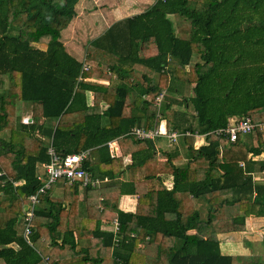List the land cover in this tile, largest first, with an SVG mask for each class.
I'll return each mask as SVG.
<instances>
[{
  "label": "trees",
  "instance_id": "16d2710c",
  "mask_svg": "<svg viewBox=\"0 0 264 264\" xmlns=\"http://www.w3.org/2000/svg\"><path fill=\"white\" fill-rule=\"evenodd\" d=\"M80 1L0 0V132L10 130L0 139V264H264L221 250V235L264 220V159H254L264 131L235 142L216 135L232 118L264 122V0H158L87 44L82 62L61 39ZM135 66L149 71L145 84L133 79ZM95 71L120 83L89 81ZM163 91L183 106L167 95L159 108ZM17 101L32 104L31 124L20 125ZM42 119L54 124L38 126ZM141 127L192 135L162 148L131 134ZM38 130L61 156L90 152L84 168L101 184L81 197L80 183L58 181L38 195L29 243L25 210L49 162ZM128 195L134 212L120 208Z\"/></svg>",
  "mask_w": 264,
  "mask_h": 264
},
{
  "label": "crops",
  "instance_id": "0c3cea01",
  "mask_svg": "<svg viewBox=\"0 0 264 264\" xmlns=\"http://www.w3.org/2000/svg\"><path fill=\"white\" fill-rule=\"evenodd\" d=\"M157 1L158 0H81L76 7V10H77V16L75 18L76 20L74 19L71 22V24L69 25V27L62 32V38L61 39L65 45L66 50L72 56H74L76 59H78L79 61H81V62L84 61V59L86 58V48L85 47L87 44H89L91 41L107 34L108 30H110L111 27L113 25H115L116 23L123 21L127 18L136 16L138 14H141V13L145 12L146 10L150 9L152 6H154L156 4ZM96 17H98V19L100 21V25H98V27L95 24ZM170 19L174 20V17L170 16ZM80 20L83 22V27L80 31L79 30L77 31ZM87 36H88V38H87ZM85 37L87 38L86 42L85 41L81 42V39L85 38ZM134 69L136 71L135 74L137 75V77H135L133 79H137V81H140L142 84H145L147 82V74L149 71L146 70L143 66H135ZM187 69H189V68H187ZM102 78L103 77L101 76V74L100 73L97 74L95 71L94 78H90L88 80L91 82H94V83H105V84H109V85L110 84L111 85H118L120 82V80L116 76H113L112 80H110V81H107V79H104V78L102 80ZM135 93H137V92L135 91ZM163 94H164V101H165V98L169 94L166 93L165 91H163ZM169 96L173 97V95H169ZM176 96H178V98L181 99L180 95H176ZM184 96L190 98V97H193V94H189V96H188L186 93H184ZM88 100H89L90 104H93L94 103V95L89 93L88 94ZM22 103L25 104L26 102H22ZM148 103H149V100L147 98H145V102H144L143 107L145 108ZM30 106H32L31 103H30ZM186 107H187V105H186ZM185 111H187V112L189 111L190 113L195 114L193 109H192V106H190V104H189V108L185 109ZM31 117H32V110L30 109L27 111L23 120L31 121ZM44 120L45 119H42L41 123L44 122ZM233 120H235V119L234 118L230 119V121H233ZM50 122H52V121H50ZM197 140H198L196 142L197 147H199L205 143V137L204 136H199L197 138ZM48 145H47V147H48ZM162 148H165V147H162ZM254 159H264V154H262L261 156H256ZM187 161H188L187 159H182L181 161L176 162V164L177 165L186 164ZM125 162L128 163V159H125ZM256 179L264 181V173L263 174H257ZM63 184L56 187V191L54 192L53 197L61 198L63 196L64 190H65V188H64L65 184L64 185ZM80 191H81L80 195L82 197L83 188L81 186H80ZM130 198H132V199H130ZM136 203H137V197L136 196H129V195L123 196L121 198V201H120V208L126 212H134L136 210ZM261 220L262 219L256 220V219L250 218L248 220V224L250 226L251 232L250 233H248V232L247 233H245V232L238 233L240 235H243V237H240V238L238 237V238L234 239V242L239 244L238 239L252 235L251 238H249V241L252 242V246L245 244L246 247L240 249L242 252H237L238 250L230 249V247H226V245H225L226 241L223 240V238L221 237V239H222V242H221L222 253L225 255H248V254H252L251 249L253 247V243L255 244L257 242V244H259V242L256 239H254L255 237H257V235H255V234L258 233L260 230H264V220H262V221ZM111 227L112 226H110L106 223L102 224V229L105 231L111 229ZM245 240L246 239H244V241ZM261 245L263 246V249H264V245L263 244H261ZM231 251H234V252H231ZM255 255H257V254H255Z\"/></svg>",
  "mask_w": 264,
  "mask_h": 264
},
{
  "label": "built area",
  "instance_id": "2783aa9c",
  "mask_svg": "<svg viewBox=\"0 0 264 264\" xmlns=\"http://www.w3.org/2000/svg\"><path fill=\"white\" fill-rule=\"evenodd\" d=\"M89 66L84 64L83 71H88ZM164 95L161 94L157 100L156 104L160 108L162 105ZM26 123V121H23ZM255 129H260L264 131V122L255 124L250 117H241L230 121L229 125L225 129H220L216 131V135L227 137L231 142H235L240 135H246L253 132ZM132 135L140 140H156L165 139L168 146H173L180 142L183 137L191 136L189 132L179 133L175 131H168L161 129L146 130L144 127L134 128L131 132ZM197 137L198 135L195 134ZM109 151L112 157L115 156L117 147L114 141L109 142ZM47 152L49 156V162L44 164H39L37 168L38 174L37 178L42 181L44 185L41 187L37 195H33L30 198V205L26 207L25 210V229L24 236L28 239L32 234V221L34 216V206L39 204L40 200L38 195L45 194L47 190H50L53 184L58 183V181H63L67 185H74V183H80L81 187H96L101 184L99 179H94L92 174L84 168V163L88 159L90 152L81 151L75 153H69L65 156L59 155L53 142L50 141L47 147ZM115 228L118 229V222L115 221Z\"/></svg>",
  "mask_w": 264,
  "mask_h": 264
},
{
  "label": "rangeland",
  "instance_id": "374dc122",
  "mask_svg": "<svg viewBox=\"0 0 264 264\" xmlns=\"http://www.w3.org/2000/svg\"><path fill=\"white\" fill-rule=\"evenodd\" d=\"M76 18V17H75ZM74 18V19H75ZM76 20V19H75ZM95 24L97 25V27H98V25H100V21H99V19H98V17H96V19H95ZM82 27H83V22L80 20V22H79V25H78V28H77V31L79 30H81L82 29ZM87 38H88V36H87ZM87 38L85 37V38H82L81 39V42H83V41H85L86 42V40H87ZM84 42V43H85ZM82 58V57H81ZM86 59V58H85ZM84 59V60H85ZM119 82V81H118ZM120 83V82H119ZM163 94V93H162ZM164 95V94H163ZM173 99L174 100H176L177 102H175V105L176 106H183V103H182V101L180 100V98H178V96H175V97H173ZM129 100H130V98H129ZM128 100V101H129ZM162 103H163V101H162ZM27 104V105H26ZM174 105V106H175ZM15 108H16V112H17V114H16V117H17V119H18V121H19V123H21L20 125L22 126V120H23V118H24V116L26 115V113H27V111L28 110H33V107L32 106H30V103H22L21 101H17L16 103H15ZM48 125V126H52L54 123L53 122H50L49 120H44V122H42L41 123V120H39V122L37 123V125L38 126H42V125ZM19 125V126H20ZM19 129H21V128H19ZM244 136V135H243ZM41 138V139H44L45 141H46V143H47V145L49 144V142H50V140H48L47 138H44V136L42 135V133L40 132V130H38V131H36L35 132V134H34V138ZM0 139H5V140H8L9 141V139H10V130L9 129H6V130H4V131H1L0 132ZM159 145L160 146H162V147H167V143H166V140L165 139H161L160 140V142H159ZM130 199H132V198H130ZM204 206V207H203ZM201 205V204H199L198 205V208H201V212H202V214L204 215V213H205V205ZM255 235H257V237H255L254 239H256L258 242H259V244H257V242L254 244L253 243V247H252V249H251V252H252V254H257V255H259V256H263L264 255V249H263V246L261 245V244H263L264 245V230H260L258 233H256ZM252 236V235H251ZM251 236H248V237H244V238H241V239H238V243L239 244H237L236 242H234V239H236V238H240V237H243V235H240V234H235V233H229V234H224V235H222L221 237L223 238V240H225L226 242H225V245H226V247H230V249H235V250H238L237 252H242L240 249H242V248H245L246 247V245H245V241H244V239H247V240H249V238H251ZM242 240V241H241ZM262 246V247H261ZM240 247V248H239ZM231 252H234V251H231ZM262 264V263H261Z\"/></svg>",
  "mask_w": 264,
  "mask_h": 264
},
{
  "label": "clouds",
  "instance_id": "9594fccd",
  "mask_svg": "<svg viewBox=\"0 0 264 264\" xmlns=\"http://www.w3.org/2000/svg\"><path fill=\"white\" fill-rule=\"evenodd\" d=\"M23 121H25V120H22V123H23V124H26V125H28V124H31V123H32V121H26V123H25V122H23Z\"/></svg>",
  "mask_w": 264,
  "mask_h": 264
}]
</instances>
